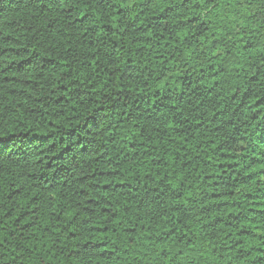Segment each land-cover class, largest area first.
Returning a JSON list of instances; mask_svg holds the SVG:
<instances>
[{"label":"trees","instance_id":"trees-1","mask_svg":"<svg viewBox=\"0 0 264 264\" xmlns=\"http://www.w3.org/2000/svg\"><path fill=\"white\" fill-rule=\"evenodd\" d=\"M0 264H264V0H0Z\"/></svg>","mask_w":264,"mask_h":264}]
</instances>
